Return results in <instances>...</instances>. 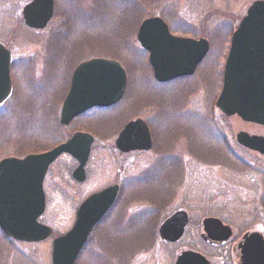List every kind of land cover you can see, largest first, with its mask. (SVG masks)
Segmentation results:
<instances>
[{"label":"rangeland","instance_id":"rangeland-1","mask_svg":"<svg viewBox=\"0 0 264 264\" xmlns=\"http://www.w3.org/2000/svg\"><path fill=\"white\" fill-rule=\"evenodd\" d=\"M30 1L0 0V43L11 54L12 86L0 107V160L47 152L75 132L91 134L94 143L84 182L73 180L77 163L67 155L48 169L38 222L51 236L23 243L0 231V264H51L52 241L71 229L81 202L111 185L120 186L118 199L75 264H174L184 251L210 264H234L232 248L243 232L264 238V157L235 143L238 130L264 136V127L226 118L214 105L230 36L255 0H54V15L42 30L23 24L22 8ZM150 17L163 19L174 36L208 41L192 76L167 84L153 79L136 40L138 26ZM94 58L122 65L125 96L62 127L71 74ZM135 117L150 128L153 147L121 155L115 139ZM180 210L188 215L182 238L161 241L159 226ZM209 217L232 228L228 243L201 240V222Z\"/></svg>","mask_w":264,"mask_h":264},{"label":"water","instance_id":"water-1","mask_svg":"<svg viewBox=\"0 0 264 264\" xmlns=\"http://www.w3.org/2000/svg\"><path fill=\"white\" fill-rule=\"evenodd\" d=\"M53 12L54 0H32L22 8V20L29 29L42 30ZM136 40L148 53L153 77L159 83L191 76L209 49L204 39L172 36L167 25L157 17L141 22ZM10 64V52L0 43V105L11 92ZM125 88L126 74L118 62L94 58L81 63L72 73L59 124L67 126L92 108L116 104ZM215 106L226 117L236 115L244 122L264 127V0H256L249 6L231 35L224 85ZM236 142L264 156V136L239 132ZM92 144L91 135L77 132L47 152L0 161V231L6 237L23 243H39L51 236V229L38 222L45 208L42 183L48 167L60 155L68 154L78 163L72 172L73 180L84 182V167ZM115 147L121 153L149 151L151 138L146 124L140 119L128 122L118 134ZM118 189L117 185L109 186L80 204L71 229L52 241L51 264H75L93 228L114 204ZM187 223L184 211L175 212L160 225L159 238L176 243ZM202 228L201 239L205 242L224 243L231 236L230 228L216 218H205ZM240 248L242 264H264V240L260 234H245ZM175 264L209 263L200 254L185 251L176 258Z\"/></svg>","mask_w":264,"mask_h":264},{"label":"flooded vegetation","instance_id":"flooded-vegetation-1","mask_svg":"<svg viewBox=\"0 0 264 264\" xmlns=\"http://www.w3.org/2000/svg\"><path fill=\"white\" fill-rule=\"evenodd\" d=\"M79 65V64H78ZM224 65L225 64H223V68H222V71H221V75H220V86H219V94H220V92L222 91V88H223V85H224ZM182 79H185V78H182ZM182 79H178V80H182ZM176 81V80H175ZM69 87V86H68ZM127 87V86H126ZM68 90V89H67ZM218 94V95H219ZM66 95V94H65ZM10 96H11V94H10ZM10 96L8 97V99L10 98ZM124 96H125V94H124ZM124 96L122 97V99L124 98ZM65 97V96H64ZM7 99V100H8ZM122 99L118 102V103H116L115 105H113V106H111V107H107V108H92V109H90V110H88L87 112H85V113H83L82 115H80V116H78V117H76V118H74L67 126H62V127H68V126H70L75 120H77L78 118H80L81 116H83V115H85V114H89L90 112H93V111H106V110H109V109H111V108H113V107H115L117 104H119L121 101H122ZM7 100L5 101V102H7ZM63 101H64V98H63V100H62V103H61V106H62V104H63ZM4 102V103H5ZM3 103V104H4ZM2 104V105H3ZM2 105H0V107L2 106ZM136 119H140V120H142L144 123H145V121L142 119V118H140V117H135V118H133V119H129V121H127L124 125H123V127L128 123V122H130V121H134V120H136ZM241 121V120H240ZM241 122H243V121H241ZM243 123H245V124H249L250 125V123H246V122H243ZM146 124V123H145ZM251 125H253V124H251ZM122 127V128H123ZM148 127V126H147ZM122 128H121V130H122ZM120 130V131H121ZM148 130H149V133H150V138H151V148L153 147V136H152V132H151V130H150V128L148 127ZM119 131V132H120ZM240 130H238L237 132H239ZM236 132V133H237ZM76 133V132H75ZM236 133H235V135H236ZM74 134V133H73ZM72 134V135H73ZM251 134V133H250ZM71 135V136H72ZM91 135V134H90ZM118 135V134H117ZM253 135V134H252ZM70 136V137H71ZM92 136V135H91ZM70 137H68L66 140H68ZM93 137V136H92ZM235 143H236V141H235ZM237 144V143H236ZM239 146V145H238ZM116 149V148H115ZM151 150V149H150ZM91 152V151H90ZM117 152H119L118 150H117ZM121 155H127V154H132V153H135V152H130V153H126V154H123V153H121V152H119ZM90 155V154H89ZM62 156H65V155H61L59 158H61ZM68 156V155H67ZM70 157V156H69ZM58 158V159H59ZM57 159V160H58ZM56 160V161H57ZM55 161V162H56ZM54 162V163H55ZM53 163V164H54ZM52 164V165H53ZM51 165V166H52ZM50 166V167H51ZM49 167V168H50ZM48 172V171H47ZM118 186V195L120 194V186L119 185H117ZM117 195V196H118ZM118 199V198H117ZM221 222H222V220H220ZM100 223V222H99ZM98 223V224H99ZM223 223V222H222ZM223 225H225V226H228L229 228H230V230H231V236H230V238L226 241V242H224V243H218V242H205L204 241V243H206V244H208V245H210V246H223L224 244H226V243H228L229 242V240H231L233 237H234V231L232 230V228L229 226V225H227V224H224L223 223ZM96 227H94V229H95ZM93 229V230H94ZM93 230H92V232H93ZM250 233H258V234H260L261 236H262V234H261V232H259V231H245V232H243L242 234H241V236L237 239V241H236V244L233 246V248H232V253H233V256H234V264H242V260H241V248H240V246L243 244V236L245 235V234H250ZM92 234V233H91ZM262 238H263V236H262ZM263 240H264V238H263ZM209 263V262H208ZM210 264V263H209Z\"/></svg>","mask_w":264,"mask_h":264}]
</instances>
